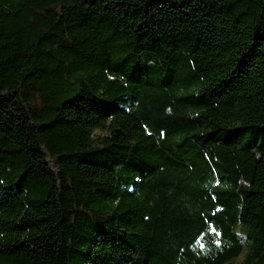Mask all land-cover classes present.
I'll use <instances>...</instances> for the list:
<instances>
[{"label":"trees","instance_id":"trees-1","mask_svg":"<svg viewBox=\"0 0 264 264\" xmlns=\"http://www.w3.org/2000/svg\"><path fill=\"white\" fill-rule=\"evenodd\" d=\"M0 264H264V0H0Z\"/></svg>","mask_w":264,"mask_h":264},{"label":"rangeland","instance_id":"rangeland-1","mask_svg":"<svg viewBox=\"0 0 264 264\" xmlns=\"http://www.w3.org/2000/svg\"><path fill=\"white\" fill-rule=\"evenodd\" d=\"M97 134H100V133H97Z\"/></svg>","mask_w":264,"mask_h":264}]
</instances>
